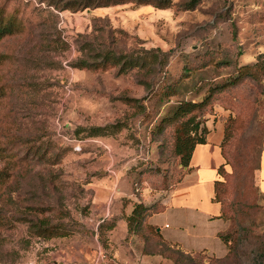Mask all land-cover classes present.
<instances>
[{"label": "rangeland", "instance_id": "obj_1", "mask_svg": "<svg viewBox=\"0 0 264 264\" xmlns=\"http://www.w3.org/2000/svg\"><path fill=\"white\" fill-rule=\"evenodd\" d=\"M173 1L75 11L0 0V16L18 27L0 40V264L89 257L98 245L120 264H258L255 248L264 264V70L227 84L244 66L264 68V0H200L190 10ZM109 34L147 66H72L85 38ZM159 51L163 69L151 63ZM182 102L204 103L189 134H222L224 256L183 254L146 222L188 168L174 150L187 117L168 124ZM138 203L153 207L130 232L125 218Z\"/></svg>", "mask_w": 264, "mask_h": 264}, {"label": "trees", "instance_id": "obj_2", "mask_svg": "<svg viewBox=\"0 0 264 264\" xmlns=\"http://www.w3.org/2000/svg\"><path fill=\"white\" fill-rule=\"evenodd\" d=\"M51 4L56 5L57 7L61 8V10L66 9H74L75 11L79 10H85L89 8H102V7H111V6H117V5H123L128 3H137V4H151L159 9H167L171 8L174 5L173 0H67L65 2L61 0H50ZM200 0H188L183 3H180L179 5L183 10H190L196 8V6L199 4ZM18 27L15 25L13 21H5L0 16V40L5 37L6 35L13 34L16 32ZM109 34L107 37V40L109 39V43H107V40L104 43L98 44L96 42V39H87L85 38L82 44V50L84 52V56L79 58L78 60L74 61L72 63V66L79 69H100V68H106L108 66H118L119 72L125 73L129 70H132L137 67H145L147 66V57L143 55H135L131 52H123L116 49L114 42V39L110 37ZM61 38V37H60ZM112 39V41H110ZM64 43V42H63ZM150 52V51H149ZM148 53V52H146ZM165 56V58L162 57ZM168 53L166 52H153L151 58V63H157L159 64V68L163 69V67L166 65V58ZM263 64V63H262ZM251 68H254L256 70H264L260 66V63L257 62L256 64L252 66H244L242 67V70L239 75H237L234 80H232L230 83L227 84H237L240 80L244 78V76H250L252 75ZM223 86H226L225 84ZM209 96L205 100V102H208ZM204 103H193V102H182L175 110V113L173 115V119H171L168 124L173 123L177 119H183L181 123L177 126V135H176V142H175V153L180 155L181 161L184 166L188 167L190 166V162L192 159L193 152L195 150V147L197 144H205L207 143L206 137H196L189 134V132L193 129L198 131L200 128L199 122H196V115L194 112L201 108ZM118 124V123H117ZM117 124L112 125L111 127L117 126ZM119 125V124H118ZM195 126V127H193ZM96 134L98 135H105L106 133H101L102 131L108 130L109 127H95ZM99 131V133H98ZM205 131V128H204ZM108 133V132H107ZM206 133V131H205ZM264 148V144H263ZM263 152V149H262ZM222 166L218 169V175L225 176L223 172L221 171ZM190 170V168H189ZM225 183L222 179H216L214 182V201L220 203L221 205V214L220 218L224 216V202L222 199H219L220 189L219 187L222 186ZM264 193V191H262ZM153 205H144L143 203H138L134 206L133 210L131 211V214H128L125 218L127 223V228L131 232L133 230V226L137 225L140 226L143 222V219L148 211L151 210ZM164 210V209H163ZM163 210L153 211L152 213L148 214L152 215L155 213H159ZM147 216V218H148ZM146 218V222H147ZM148 225L151 228H155L156 234L158 237L162 240V242L170 247V248H177L181 253L183 254H194L196 252H188L186 251L180 243H175L166 240L160 231L157 230V226L153 225L149 222H147ZM219 237L226 241L227 237H222V234H219ZM254 255H256L254 262L260 264L261 261H258V255H257V249H254ZM231 252V248L229 250ZM228 252V253H229ZM228 255V254H227ZM226 255V256H227Z\"/></svg>", "mask_w": 264, "mask_h": 264}, {"label": "crops", "instance_id": "obj_3", "mask_svg": "<svg viewBox=\"0 0 264 264\" xmlns=\"http://www.w3.org/2000/svg\"><path fill=\"white\" fill-rule=\"evenodd\" d=\"M221 138L219 130L210 135L207 143L196 145L190 170L187 168L182 180L166 200L164 210L147 218L166 240L180 243L188 252L206 251L218 256L227 253L219 234L227 229L228 223L219 217L221 205L213 200L214 182L218 179L217 167L223 162ZM207 169L213 171L212 178H208Z\"/></svg>", "mask_w": 264, "mask_h": 264}, {"label": "built area", "instance_id": "obj_4", "mask_svg": "<svg viewBox=\"0 0 264 264\" xmlns=\"http://www.w3.org/2000/svg\"><path fill=\"white\" fill-rule=\"evenodd\" d=\"M19 264H120L107 251L98 245L91 256L82 257L74 252L60 251L53 253L40 261L30 260Z\"/></svg>", "mask_w": 264, "mask_h": 264}]
</instances>
